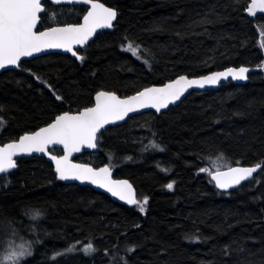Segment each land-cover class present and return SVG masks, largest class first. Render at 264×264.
Returning a JSON list of instances; mask_svg holds the SVG:
<instances>
[{
  "label": "trees",
  "instance_id": "obj_1",
  "mask_svg": "<svg viewBox=\"0 0 264 264\" xmlns=\"http://www.w3.org/2000/svg\"><path fill=\"white\" fill-rule=\"evenodd\" d=\"M99 2L117 11L116 23L79 51L83 60L47 55L0 74V119L6 121L0 144L92 106L99 91L126 97L179 76L257 70L244 85L191 92L164 113L110 127L97 139L99 152L75 159L107 165L114 178L130 181L137 200L148 199L143 212L62 184L44 158L19 160L0 176V257L15 240L31 242L32 254L21 264H264V16L245 15L250 0ZM48 9L39 30L79 23L86 12ZM217 157L222 170L261 168L222 192L199 171ZM13 229L17 235H10ZM89 243L96 251L85 254ZM70 246L76 251L63 254Z\"/></svg>",
  "mask_w": 264,
  "mask_h": 264
},
{
  "label": "snow or ice",
  "instance_id": "obj_2",
  "mask_svg": "<svg viewBox=\"0 0 264 264\" xmlns=\"http://www.w3.org/2000/svg\"><path fill=\"white\" fill-rule=\"evenodd\" d=\"M78 2L90 5L87 14L83 16V23L67 24L63 27L53 26L47 30L37 31V25L42 19L41 14H47L49 11L48 4L59 5L62 0H0V70L8 66L21 67L23 57H32L35 53L49 49H63L76 56L77 52L73 51L74 46L86 44L97 29L113 26L112 22L117 17V12L113 8L106 7L99 0H78ZM257 10L264 13V0H251L247 11L255 15ZM55 15L53 12L52 16ZM78 58L84 59L83 56ZM248 71V68L240 67L228 68L225 72H215L200 79H188L182 76L164 87H147L125 99L111 92L99 91L95 95L94 107H86L77 114L64 112L57 115L47 126L21 136L18 142L0 147V174L16 167L13 157L19 153L46 152L49 145H62L65 154L60 157L56 155L50 157L55 162V171L60 180L89 181L130 205H138L143 212L148 199L145 197L142 202L138 201L127 180H113L111 170L107 167L97 170L87 165L74 164L70 160L72 153L80 152L83 147L96 148L97 133L107 124L124 120L129 113L145 108L160 112L168 108L169 104L179 100L194 85L200 88L205 85H215L220 79H227L229 76L233 79L245 80ZM41 83L45 82L41 81ZM56 99L61 100L62 97L57 95ZM5 123L6 121L0 119V130ZM151 146L159 151L164 150L155 142H152ZM219 160L220 157H217L211 162V167H201L199 171L208 174L210 180L215 182V186L224 190L240 185L261 168L259 164L248 167L227 165L226 170H222L223 166L220 165ZM164 171L167 172V169ZM167 188L172 189L173 184H167ZM25 214L28 215L29 211L26 210ZM32 218L42 217L40 213H34ZM10 235H17L14 229ZM186 238L190 239V237ZM83 250L85 254L96 251L91 243ZM134 250V248L128 249L129 252ZM74 251L76 249L70 246L63 254ZM31 254V242L17 244L12 240L6 247L3 257H0V264H21L22 260Z\"/></svg>",
  "mask_w": 264,
  "mask_h": 264
},
{
  "label": "water",
  "instance_id": "obj_3",
  "mask_svg": "<svg viewBox=\"0 0 264 264\" xmlns=\"http://www.w3.org/2000/svg\"><path fill=\"white\" fill-rule=\"evenodd\" d=\"M50 5H53V6H81V7H85L86 8V12L84 13V15H86L87 14V10L88 9H90V5H85V4H82V3H80V2H78V0H72V2H68V0H62V3L61 4H59V5H57V4H53V3H49ZM250 4H251V0H250V2H249V4H248V6H247V8H246V10H245V15L249 18V19H251V20H253V19H255L257 16H264V13H261L260 11H256V13H255V15H252V14H250L248 11H247V9H248V7L250 6ZM106 6V5H105ZM106 7H108V6H106ZM115 10V9H114ZM116 11V10H115ZM117 12V11H116ZM43 15V13L41 14V16ZM83 15V16H84ZM83 16H82V18L80 19V21H79V23H83ZM116 19H117V17H116ZM116 19L112 22V27L111 28H100V29H97L96 30V33L89 39V41L86 43V44H84V45H76V46H74V49H73V51H76L77 52V55L76 56H73L72 55V53H70V52H65L63 49H49V50H46V51H44V52H41V53H35L32 57H23L22 59H21V64L23 63V62H26V61H30V60H33V59H37V58H40V57H43V56H47V55H53V54H57V55H62V56H68V57H70L71 59H73V60H75V61H77V62H79L80 61V59L78 58L79 56H81L80 54H79V51H81V50H83L90 42H92L94 39H95V37L99 34V33H101V32H111V31H113V27H114V25H115V23H116ZM41 22V21H40ZM76 24H78V23H76ZM39 25H40V23H38V25H37V31H43V30H47L48 28H46V29H43V30H39ZM59 26V25H58ZM63 26H66V25H60L59 27H63ZM53 27V26H52ZM243 67V66H242ZM230 68H235V67H230ZM240 67H238V68H235V69H239ZM246 68H248L249 69V71L246 73V75H247V79H245V80H238V79H233L231 76H229L227 79H220V81L217 83V84H215V85H205L203 88H200V87H198V86H193V87H191V88H189L185 93H184V95L183 96H181L180 97V99L179 100H177L175 103H173V104H169V106H168V108H166V109H162L160 112H156V110L155 109H152V108H145V109H139L138 111H136V112H132V113H129L128 114V116H126L125 117V119L124 120H119V121H116V122H114V123H111V124H107V125H105V127L104 128H102L101 130H100V132H98L97 133V139H98V137L105 131V130H107L108 128H110V127H115V126H120V125H123L125 122H127L130 118H132V117H135V116H139V115H142V114H145V113H153V114H155V115H159V114H161V113H164V112H166L168 109H170V108H175L176 106H178L185 98H186V96L188 95V94H190L191 92H204V91H214V90H216L221 84H223V83H227V82H232V83H234V84H236V85H244V84H246L247 82H248V79H249V76H250V74L252 73V72H254V71H256L257 70V68H249V67H246ZM19 69V67H15V66H8L6 69H2V70H0V74L1 73H3V72H7V71H13V70H18ZM228 68H226V69H223V70H221V71H216V72H225L226 70H227ZM215 72H212V73H209V74H207V75H204V76H208V75H211V74H214ZM204 76H200V77H187V76H183V77H187L188 79H200V78H202V77H204ZM180 77H182V76H179V77H177V78H175V79H173V80H171V81H168V82H166V83H164L163 85H160V86H149V87H164V86H166L167 84H169V83H172V82H174V81H176L177 79H179ZM147 88V87H146ZM144 89H142V90H140V91H143ZM140 91H138V92H140ZM137 92V93H138ZM112 93V92H111ZM137 93H134V94H132V95H129V96H126V97H119L117 94H115V95H117L119 98H121V99H125V98H128V97H131V96H133V95H136ZM97 94V93H96ZM95 94V95H96ZM95 95H94V97H93V104H92V106H90V107H94L95 106ZM84 109H81L80 111H83ZM80 111H78V112H80ZM78 112H75V113H70V114H77ZM63 114V113H62ZM54 121V120H53ZM52 121V122H53ZM47 126V125H46ZM45 127V126H44ZM41 128H43V127H41ZM40 129V128H39ZM39 129H37V130H35V131H38ZM35 131H33V132H35ZM33 132H31V133H33ZM31 133H26V134H31ZM23 135H25V134H23ZM23 135H21V136H23ZM20 136V137H21ZM19 137V138H20ZM19 138L17 139V140H15V141H10V142H7V143H4V144H0V147H2V146H5L6 144H8V143H11V142H18L19 141ZM96 144H97V141H96ZM52 150H59L60 151V154L59 155H56V156H58V157H60V156H63L65 153H64V150H63V146L62 145H49L48 146V150L46 151V152H31V153H19V154H17L16 156H14L13 157V159L15 160V162H16V165H17V162L19 161V160H21V159H26V158H31V157H41V158H44L50 165H51V167H52V169H53V172H54V174H55V176H56V179L59 181V182H61L62 184H64V185H75V186H79V187H88V188H90V189H92V190H94V191H96V192H98V193H101V194H104V195H106L112 202H114V203H116V204H119V205H123V206H125V207H128V208H133L135 205L134 204H128L126 201H123V200H120L118 197H114V196H112V194L111 193H109V192H107L106 191V189H103V188H100V187H98L97 185H94V184H92V183H90L89 181H79V180H60L59 178H58V174L56 173V171H55V162L53 161V160H51V156L52 155H55L54 153H52L51 151ZM100 151V148L97 146L96 148H88V147H83L82 149H81V151L80 152H74V153H72V155H71V157H70V160H71V162L72 163H74V164H82V165H87L88 167H92L91 165H89V164H85V163H79V162H77L75 159L79 156V155H81L82 153H93V152H99ZM102 167H107V168H109L107 165H105V166H102ZM102 167H99V168H94V169H100V168H102ZM243 167H247V166H243ZM93 168V167H92ZM16 169V167L15 168H13V169H10L9 171H7V172H5V173H3V174H0V176H2V175H6V174H9V173H11V172H13L14 170ZM110 170H111V174H112V179L113 180H125V179H116V178H114V170H112L111 168H109ZM223 170H226V169H223ZM257 173V172H256ZM256 173H254L253 174V176L251 177V178H249L248 180H245V181H242V183L240 184V185H242V184H244V183H246V182H248V181H250L251 179H253L254 178V176L256 175ZM128 181V180H127ZM129 182V184H131V186H132V189H133V193H134V196H135V198H136V189H135V187L132 185V183L130 182V181H128ZM213 182V184L215 185V182L214 181H212ZM240 185H238V186H235V187H232V188H229V189H227V190H224V189H219V188H217L216 186V188L219 190V191H222V192H228V191H232V190H234V189H236L237 187H239ZM137 199V198H136Z\"/></svg>",
  "mask_w": 264,
  "mask_h": 264
},
{
  "label": "bare ground",
  "instance_id": "obj_4",
  "mask_svg": "<svg viewBox=\"0 0 264 264\" xmlns=\"http://www.w3.org/2000/svg\"><path fill=\"white\" fill-rule=\"evenodd\" d=\"M245 67V66H244Z\"/></svg>",
  "mask_w": 264,
  "mask_h": 264
}]
</instances>
